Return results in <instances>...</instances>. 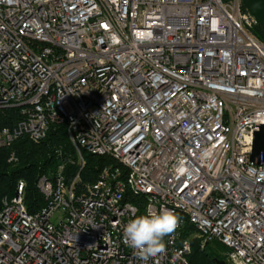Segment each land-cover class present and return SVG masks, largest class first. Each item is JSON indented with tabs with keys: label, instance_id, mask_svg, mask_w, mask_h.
<instances>
[{
	"label": "built area",
	"instance_id": "1",
	"mask_svg": "<svg viewBox=\"0 0 264 264\" xmlns=\"http://www.w3.org/2000/svg\"><path fill=\"white\" fill-rule=\"evenodd\" d=\"M242 0H0V147L65 124L79 166L2 198L0 264H145L123 242L134 216L180 217L147 264H193L213 242L227 264H264V42ZM82 151L109 158L81 181ZM10 153V160L15 159ZM189 223L193 231L185 234Z\"/></svg>",
	"mask_w": 264,
	"mask_h": 264
},
{
	"label": "trees",
	"instance_id": "2",
	"mask_svg": "<svg viewBox=\"0 0 264 264\" xmlns=\"http://www.w3.org/2000/svg\"><path fill=\"white\" fill-rule=\"evenodd\" d=\"M254 36L264 42V29L258 25L253 29ZM19 119L16 108L0 109V132L6 126H13ZM60 150L68 155L73 162H68L65 167V177L70 183L78 173V154L75 147L70 142L65 124L54 125L50 128L47 136L39 143L31 141L27 136H22L15 140L10 147H0V211L2 209V198L13 197L19 181L25 182V203L29 213L37 212L44 206L45 200L41 194L37 183L42 175L51 176L59 164L60 157L57 154ZM14 151L17 161L8 163L10 153ZM85 166L81 170V181L83 183L93 182L99 175L100 170L108 164L113 163L109 158L97 156L82 151ZM185 234L193 231V226L188 222L184 225ZM223 247L221 244L213 242L208 244L204 250L199 248V240H193L190 260L193 264H216L213 257L212 246ZM221 259L224 257L217 256Z\"/></svg>",
	"mask_w": 264,
	"mask_h": 264
},
{
	"label": "clouds",
	"instance_id": "3",
	"mask_svg": "<svg viewBox=\"0 0 264 264\" xmlns=\"http://www.w3.org/2000/svg\"><path fill=\"white\" fill-rule=\"evenodd\" d=\"M180 217L173 210H148L131 218L123 230V242L135 249V256L147 264L149 258L166 250L164 237L175 233Z\"/></svg>",
	"mask_w": 264,
	"mask_h": 264
},
{
	"label": "water",
	"instance_id": "4",
	"mask_svg": "<svg viewBox=\"0 0 264 264\" xmlns=\"http://www.w3.org/2000/svg\"><path fill=\"white\" fill-rule=\"evenodd\" d=\"M244 7L254 17L256 24L264 29V0H242ZM264 155V125L255 133L251 161ZM216 264H227L225 260L214 257Z\"/></svg>",
	"mask_w": 264,
	"mask_h": 264
},
{
	"label": "rangeland",
	"instance_id": "5",
	"mask_svg": "<svg viewBox=\"0 0 264 264\" xmlns=\"http://www.w3.org/2000/svg\"><path fill=\"white\" fill-rule=\"evenodd\" d=\"M15 159H13V160H10V156L8 157V163H14V162H16L17 161V156L15 155ZM213 250H214V252H213V257H216V256H220V257H223V253H224V251H226L227 250V248L226 247H216L215 245L214 246H212L211 247Z\"/></svg>",
	"mask_w": 264,
	"mask_h": 264
}]
</instances>
